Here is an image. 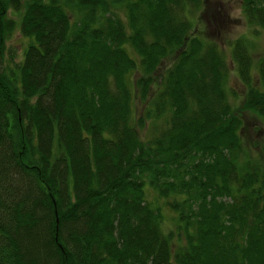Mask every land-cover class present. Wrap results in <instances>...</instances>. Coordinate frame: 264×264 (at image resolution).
<instances>
[{"label": "trees", "instance_id": "1", "mask_svg": "<svg viewBox=\"0 0 264 264\" xmlns=\"http://www.w3.org/2000/svg\"><path fill=\"white\" fill-rule=\"evenodd\" d=\"M216 1L0 0V264H264V142L235 110L264 140V51L194 34ZM238 3L264 34V0Z\"/></svg>", "mask_w": 264, "mask_h": 264}, {"label": "rangeland", "instance_id": "2", "mask_svg": "<svg viewBox=\"0 0 264 264\" xmlns=\"http://www.w3.org/2000/svg\"><path fill=\"white\" fill-rule=\"evenodd\" d=\"M238 1L239 0H218L216 2H213L216 5L212 4L211 6L213 8V11L209 15H212L213 17H210V22H206V17L204 18L200 14H196V19L192 23L194 29L193 31H195V35H200L202 39H210L216 42L217 47L219 45V49L224 52L223 54L226 58L228 57L227 53L229 52V42H231L236 37H244L245 39H247L249 57L252 59L253 64V62L258 59V56H260L261 52L264 51V34L258 27L247 26L244 17H242L240 13V6ZM219 13H221V16L219 15ZM8 16H11L16 21H18V17L13 15L12 13L9 12ZM14 28L15 29L11 32L9 39L4 43V47L5 49H10L11 51H13V56L18 58L23 45L28 39L20 37L17 32V28ZM5 53L6 52H4V54ZM3 58L5 59V62H8L6 56H3ZM169 63V60H164L163 63L158 66L157 70L155 71L156 75L160 74L161 69L164 68V66H168ZM227 64L228 68L230 69L229 74H227L226 76L228 80L227 86L230 87V89L234 90L238 98L241 99L244 93V89L242 88V86H240V81L236 78L234 69L231 68L229 62ZM154 87L155 84H151V87H149L148 89V93L153 91L155 89ZM137 99L138 98L135 96V99L132 100V115H134L135 119L139 117V113L144 105L142 102L137 101ZM240 104L241 101L239 100L235 105V110H238L239 118L242 121V125L240 126V131L242 134L241 138L242 141H245V143H247L246 146L255 153L258 147L264 142L263 131L261 130V121L252 116V113H250L249 111L241 109ZM135 129V132L139 136V138H142L144 129L138 128L137 126H135ZM153 196L154 194H152L151 191H148L146 198L150 201V203H152V205H157L160 209V215L162 218L160 222V228L162 229L164 234H168V238H170L169 243L171 248L176 249V246L181 245L180 243L183 242V238L181 233L179 232L176 235L177 220L174 219L175 217L173 210L164 204L165 199L163 200V198H157L155 200Z\"/></svg>", "mask_w": 264, "mask_h": 264}]
</instances>
